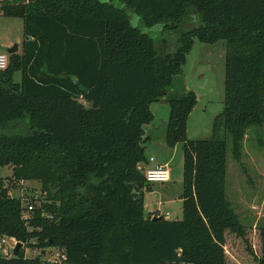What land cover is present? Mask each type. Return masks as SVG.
I'll list each match as a JSON object with an SVG mask.
<instances>
[{
	"label": "trees",
	"instance_id": "16d2710c",
	"mask_svg": "<svg viewBox=\"0 0 264 264\" xmlns=\"http://www.w3.org/2000/svg\"><path fill=\"white\" fill-rule=\"evenodd\" d=\"M0 16L22 24L20 52L0 70V167L47 191L22 219L0 179V237L59 248L62 264H264V226L250 248L223 189L225 135L237 161L245 129L264 126V0H0ZM150 28L177 32L171 47L157 50ZM194 39L224 41L223 99L211 135L188 140L195 95L168 87ZM158 99L163 144L181 145L179 220L145 217L136 192ZM226 233L245 243L248 263L227 261ZM0 264L50 263L21 247Z\"/></svg>",
	"mask_w": 264,
	"mask_h": 264
},
{
	"label": "rangeland",
	"instance_id": "374dc122",
	"mask_svg": "<svg viewBox=\"0 0 264 264\" xmlns=\"http://www.w3.org/2000/svg\"><path fill=\"white\" fill-rule=\"evenodd\" d=\"M118 6L121 5L118 4ZM126 13L129 22L135 25L136 19L133 13L129 10ZM14 20V22H20L19 19ZM185 27H188V24ZM142 31L153 36L154 46L159 50L165 44H168L170 48L177 36V32L156 33L154 28L142 29ZM9 38L13 39L12 42L6 48H1L0 53L6 54V49L14 44L19 53L22 39L21 29H18L16 25L14 28L8 27L5 18L0 16V41ZM223 57V40L208 44L194 39L190 51L185 56L184 64L181 66V72L172 78L168 91L183 89L184 92H192L195 95V104L186 118L185 139H206L211 135L212 120L222 108ZM12 79L18 81L19 72H15ZM160 100L156 104L152 103L150 107L153 119L148 123L147 130L154 143L149 151L145 149L144 156L152 164L166 162L169 180L163 183H147L136 192L142 194L145 217L161 215L167 220H179L181 218V145L177 143L174 148L165 147L160 150V145L157 144L162 134L160 132L161 121L166 119L168 114L167 105L165 103L162 105ZM215 131L218 136L223 135L220 126ZM225 140L224 195L239 222L245 227V238L251 248L252 244L257 246V227L264 226V126H250L245 129L237 161L230 155L227 135H225ZM146 165L139 163L138 167L142 172L154 168ZM0 179L7 187V195L20 199L22 206H39L47 194L45 186L38 180L12 177L9 166L0 167ZM24 246L22 245V251L26 258L43 256L46 260H50L55 252L61 251L53 246L43 249H31ZM224 249L227 261H230L232 256V259L239 263H248L249 257L245 250V243L232 233H226ZM42 250L44 254L39 255L37 251ZM11 254L0 253V256L6 258L12 256Z\"/></svg>",
	"mask_w": 264,
	"mask_h": 264
},
{
	"label": "built area",
	"instance_id": "2783aa9c",
	"mask_svg": "<svg viewBox=\"0 0 264 264\" xmlns=\"http://www.w3.org/2000/svg\"><path fill=\"white\" fill-rule=\"evenodd\" d=\"M5 1L9 2L11 0H5ZM6 65H7V54L0 53V70H3L6 67ZM143 177L146 183H155V182L162 183V182L168 181L169 172L165 167L157 165V166H154V168L152 169H146L145 171H143ZM22 207L23 209L21 212V217L22 219H25L28 216L32 206L25 205ZM16 242L18 241H16L12 237H7V236L0 237V253L2 254L10 253L11 254L12 249ZM6 246L8 247L6 248ZM37 252L39 253V255H41L39 251ZM40 258L42 262H49L50 264H59L60 262L64 260V255L61 251L60 252L58 251L53 254V258L50 260H46V258H44L43 256H40Z\"/></svg>",
	"mask_w": 264,
	"mask_h": 264
},
{
	"label": "crops",
	"instance_id": "0c3cea01",
	"mask_svg": "<svg viewBox=\"0 0 264 264\" xmlns=\"http://www.w3.org/2000/svg\"><path fill=\"white\" fill-rule=\"evenodd\" d=\"M5 18V22H6V24H7V26L9 27V26H11V27H13L14 28V26L16 25L17 26V28L18 29H21L22 30V24H21V20L19 19V18H8V17H4ZM14 19H19V21L20 22H14L15 20ZM14 25V26H13ZM22 32V31H21ZM12 40L13 39H11V38H9V39H5V40H2V41H0V49L1 48H6L7 46H9V44L12 42ZM21 41H22V39H21ZM16 52L18 53V50L16 49ZM188 54V53H187ZM18 81H19V79H18ZM18 81H16V82H18ZM159 100V99H158ZM158 100H156V101H154V102H152V103H154V104H156V103H158ZM161 102L160 103H162V105H163V103H165V101H164V99H161L160 100ZM152 103H150V105H149V111H150V113H151V115H152V119H153V114H152V112H151V104ZM166 104V103H165ZM192 110V109H191ZM189 114V113H188ZM165 121H166V119H162V121H161V123H162V127H160V132L162 133L161 134V136H160V142H157V144H159L160 145V150H163L164 148H165V146H164V144H163V140H162V135H163V129H164V123H165ZM186 124V123H185ZM147 126H148V124H145V125H143V132H145L144 133V135L142 136V138H144V151H145V149L146 150H150V147L153 145V143H154V140H153V138L151 137V135L148 133V130H147ZM159 141V140H158ZM147 144V145H146ZM175 147V146H174ZM173 147V148H174ZM164 161H162V162H155V163H149L147 160L144 162L145 164H147L146 166L147 167H154V166H163V167H165L167 170H168V168L166 167V162H164ZM169 180V179H168ZM167 182V181H166ZM163 183V182H162ZM148 184H152V183H148Z\"/></svg>",
	"mask_w": 264,
	"mask_h": 264
},
{
	"label": "water",
	"instance_id": "95a60500",
	"mask_svg": "<svg viewBox=\"0 0 264 264\" xmlns=\"http://www.w3.org/2000/svg\"><path fill=\"white\" fill-rule=\"evenodd\" d=\"M17 47L16 45H12L11 47L6 49V54H11L16 51ZM22 247V244L20 242H16L13 249H12V256H16L18 254V249ZM44 251L42 250L40 254H43Z\"/></svg>",
	"mask_w": 264,
	"mask_h": 264
}]
</instances>
